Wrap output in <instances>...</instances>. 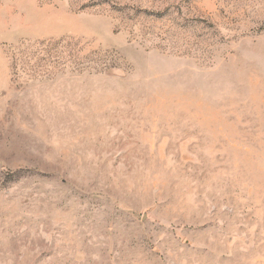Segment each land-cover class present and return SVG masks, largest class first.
I'll return each mask as SVG.
<instances>
[{
	"label": "rangeland",
	"instance_id": "rangeland-1",
	"mask_svg": "<svg viewBox=\"0 0 264 264\" xmlns=\"http://www.w3.org/2000/svg\"><path fill=\"white\" fill-rule=\"evenodd\" d=\"M0 264H264V0H0Z\"/></svg>",
	"mask_w": 264,
	"mask_h": 264
}]
</instances>
